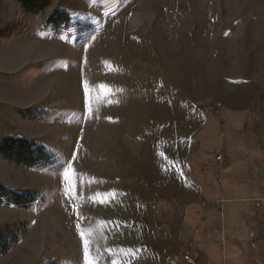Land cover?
<instances>
[{"label":"rangeland","instance_id":"1","mask_svg":"<svg viewBox=\"0 0 264 264\" xmlns=\"http://www.w3.org/2000/svg\"><path fill=\"white\" fill-rule=\"evenodd\" d=\"M55 11L68 20L48 23ZM262 48L264 0H52L39 13L0 0V144L23 137L55 158L0 153V184L36 197L0 199V264L193 259L178 210L193 118L226 84L256 95Z\"/></svg>","mask_w":264,"mask_h":264},{"label":"crops","instance_id":"2","mask_svg":"<svg viewBox=\"0 0 264 264\" xmlns=\"http://www.w3.org/2000/svg\"><path fill=\"white\" fill-rule=\"evenodd\" d=\"M257 84L255 96L226 84L219 107L193 118L195 137L186 139L179 166L188 201L178 206L192 264H264V81Z\"/></svg>","mask_w":264,"mask_h":264},{"label":"trees","instance_id":"3","mask_svg":"<svg viewBox=\"0 0 264 264\" xmlns=\"http://www.w3.org/2000/svg\"><path fill=\"white\" fill-rule=\"evenodd\" d=\"M28 12L39 13L50 5L52 0H19ZM68 16L61 11L53 12L47 19L48 23L58 25L67 21ZM0 153L17 164L33 167L49 165L55 161L54 156L41 144L23 137L8 136L0 144ZM0 199L21 207H28L36 197L31 193L15 192L0 184ZM4 249H7L5 241Z\"/></svg>","mask_w":264,"mask_h":264},{"label":"built area","instance_id":"4","mask_svg":"<svg viewBox=\"0 0 264 264\" xmlns=\"http://www.w3.org/2000/svg\"><path fill=\"white\" fill-rule=\"evenodd\" d=\"M217 158L219 159L220 162H223V160H224V156L221 153L218 154ZM219 204H220V202H217V205H219ZM184 258L186 261H189L190 263H192V258L190 255L186 254L184 256ZM179 261H180V259H179ZM174 264H183V263H182V261H180L179 263L174 262Z\"/></svg>","mask_w":264,"mask_h":264}]
</instances>
